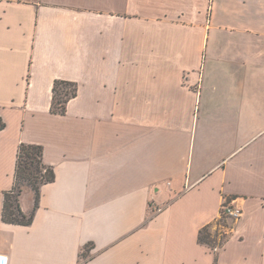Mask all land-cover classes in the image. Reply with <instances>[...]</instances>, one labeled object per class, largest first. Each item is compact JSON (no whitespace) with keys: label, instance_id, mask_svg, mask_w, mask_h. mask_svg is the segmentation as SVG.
<instances>
[{"label":"crops","instance_id":"crops-1","mask_svg":"<svg viewBox=\"0 0 264 264\" xmlns=\"http://www.w3.org/2000/svg\"><path fill=\"white\" fill-rule=\"evenodd\" d=\"M0 118L8 264H264V0H0ZM22 143L55 172L27 226Z\"/></svg>","mask_w":264,"mask_h":264},{"label":"trees","instance_id":"trees-1","mask_svg":"<svg viewBox=\"0 0 264 264\" xmlns=\"http://www.w3.org/2000/svg\"><path fill=\"white\" fill-rule=\"evenodd\" d=\"M59 87H71V91H65L64 96L68 97L62 106L61 114H65L67 107L66 104L77 96V86L75 83L66 81H56L54 83L53 92L54 95H58ZM61 94H63L61 92ZM56 98V97H55ZM53 113H59L53 110ZM6 128V124L0 118V131ZM16 173L14 177V186L12 190L5 195L4 213L3 218L6 222L16 223L20 225H30L34 219V214L26 215L22 212L18 197L24 192L21 182H26L36 194V207L39 205L40 189L43 185L52 183L55 181L54 169L47 166L44 163V148L41 145L24 144L22 143L18 149ZM15 200L16 206L13 209L12 199ZM16 210V211H15ZM204 229L200 233V241L206 244H211L209 235Z\"/></svg>","mask_w":264,"mask_h":264},{"label":"rangeland","instance_id":"rangeland-1","mask_svg":"<svg viewBox=\"0 0 264 264\" xmlns=\"http://www.w3.org/2000/svg\"><path fill=\"white\" fill-rule=\"evenodd\" d=\"M71 87H59V94L58 95H54V92H53V99H52V106H51V113L52 114H55V115H61V116H65L66 115V113H67V110H66V113L65 114H61L60 113V111L62 110V106L64 105V104H62V103H65V101H66V99L68 98V97H65L64 96V93H65V91H71ZM61 92L63 93V94H61ZM56 97V98H55ZM69 103V102H68ZM68 103L66 104V107H67V105H68ZM53 110H55L56 112H59V113H53ZM21 184H22V188L24 189V192H23V194L21 195V196H19L18 197V201H19V204H20V208H21V210H22V212H24L23 211V209H22V203H23V201H25V195H26V193H27V190H30V191H32L33 192V194H34V199H35V204H36V194H35V192L32 190V188L29 186V185H27L26 184V182H21ZM14 200H15V197H14V199H12V203H13V209H15L14 207L16 206V202H14ZM158 209H160V208H158ZM16 211V210H15ZM158 212V210L156 209V213ZM221 214H222V207H221ZM26 215H29V214H26ZM229 220H231V219H229L228 217H225V216H222V218H221V223H222V226H219L218 228H217V231H216V234L218 235L219 233H220V237H222V239H221V244L224 242V240H226L227 239V237H228V234H227V230H225L224 228L225 227H227L226 225H228L227 223H230V221ZM233 221V220H232ZM224 229V230H223ZM212 230H213V227H212ZM208 231V230H207ZM209 232H211L210 230H209ZM214 232H215V230H214ZM207 233V232H206ZM214 244V243H213Z\"/></svg>","mask_w":264,"mask_h":264},{"label":"built area","instance_id":"built-area-1","mask_svg":"<svg viewBox=\"0 0 264 264\" xmlns=\"http://www.w3.org/2000/svg\"><path fill=\"white\" fill-rule=\"evenodd\" d=\"M158 212H161L162 209H157ZM222 216L228 217L233 221H237L242 218L243 211L241 208L235 206L233 203H224L222 205ZM2 259V260H1ZM0 264H8V260L6 258H1Z\"/></svg>","mask_w":264,"mask_h":264}]
</instances>
